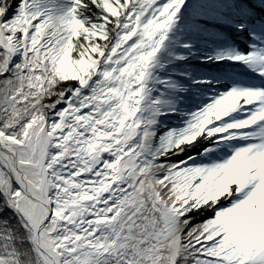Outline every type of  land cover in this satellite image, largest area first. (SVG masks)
I'll use <instances>...</instances> for the list:
<instances>
[{
    "label": "snow or ice",
    "instance_id": "6c2138e0",
    "mask_svg": "<svg viewBox=\"0 0 264 264\" xmlns=\"http://www.w3.org/2000/svg\"><path fill=\"white\" fill-rule=\"evenodd\" d=\"M254 6L0 0V264H264Z\"/></svg>",
    "mask_w": 264,
    "mask_h": 264
},
{
    "label": "bare ground",
    "instance_id": "6f19581e",
    "mask_svg": "<svg viewBox=\"0 0 264 264\" xmlns=\"http://www.w3.org/2000/svg\"><path fill=\"white\" fill-rule=\"evenodd\" d=\"M258 16H264V14L263 15H261L260 13L258 14V13H256ZM218 27H222L223 28V26L221 25V26H218ZM195 64H197L198 65V62H194ZM241 79H248V77H246V76H241L240 77Z\"/></svg>",
    "mask_w": 264,
    "mask_h": 264
},
{
    "label": "rangeland",
    "instance_id": "374dc122",
    "mask_svg": "<svg viewBox=\"0 0 264 264\" xmlns=\"http://www.w3.org/2000/svg\"><path fill=\"white\" fill-rule=\"evenodd\" d=\"M259 8H260V11H262L264 13V8H262L260 6H259ZM242 46H245V45H242Z\"/></svg>",
    "mask_w": 264,
    "mask_h": 264
}]
</instances>
